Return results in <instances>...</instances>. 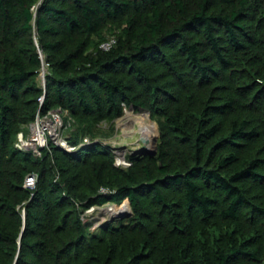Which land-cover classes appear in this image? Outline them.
I'll use <instances>...</instances> for the list:
<instances>
[{
    "label": "trees",
    "instance_id": "obj_1",
    "mask_svg": "<svg viewBox=\"0 0 264 264\" xmlns=\"http://www.w3.org/2000/svg\"><path fill=\"white\" fill-rule=\"evenodd\" d=\"M57 106L71 145L145 110L156 151L16 148ZM124 199L116 223L81 216ZM0 264H264V0H0Z\"/></svg>",
    "mask_w": 264,
    "mask_h": 264
},
{
    "label": "rangeland",
    "instance_id": "obj_2",
    "mask_svg": "<svg viewBox=\"0 0 264 264\" xmlns=\"http://www.w3.org/2000/svg\"><path fill=\"white\" fill-rule=\"evenodd\" d=\"M141 114L145 117L141 116ZM142 118L146 121V124L152 125L154 139L151 148L156 147L158 136L156 122L149 117L147 111L141 109L134 111L130 107H123L121 114L114 117L110 122L99 121L96 123L93 129L94 135L89 136L88 134H83L78 139V142L82 141L83 138H87L88 142L96 139L94 142H99L102 147L110 152L113 156L115 164L126 167L129 165L128 156L142 155V153L138 151L143 147V145L139 143L140 133L138 132V126ZM75 125L76 124L73 122L70 127L63 129L62 135L66 141L67 138H70L74 134ZM26 130L27 127L25 125L23 126L22 131L25 133ZM88 142H85V144H88ZM124 202L128 205L127 200L124 199L119 204L114 202H105L100 206H91L88 209H85L83 211L84 219L89 222V229L92 230L94 227L103 222L108 221L116 223L118 220L128 217L130 214L129 205L128 212H123L122 214H109L114 208L124 205ZM104 208H106V210H103Z\"/></svg>",
    "mask_w": 264,
    "mask_h": 264
},
{
    "label": "built area",
    "instance_id": "obj_3",
    "mask_svg": "<svg viewBox=\"0 0 264 264\" xmlns=\"http://www.w3.org/2000/svg\"><path fill=\"white\" fill-rule=\"evenodd\" d=\"M113 42L112 38L103 41L99 44L102 49H107L109 45ZM40 58V70H39V80L42 93L37 97L38 104L41 105L44 99L45 92V71L47 67V62L43 60L42 54L39 51ZM74 120L69 115L66 109L60 107H51L46 109L44 112L37 110L34 118L26 124L27 130L24 133L19 130L16 133V139L14 145L18 149L29 150L33 156H40L41 150L47 147L48 143H52L58 147L64 148L66 150H72L85 142H88L87 138H83L82 141L76 145L69 144L62 131L65 128L70 127ZM96 139L89 141L88 143L94 142ZM115 164V162H114ZM117 165V164H115ZM36 180V173L29 172L24 177L23 186L27 188H33ZM84 213H81L83 216Z\"/></svg>",
    "mask_w": 264,
    "mask_h": 264
},
{
    "label": "bare ground",
    "instance_id": "obj_4",
    "mask_svg": "<svg viewBox=\"0 0 264 264\" xmlns=\"http://www.w3.org/2000/svg\"><path fill=\"white\" fill-rule=\"evenodd\" d=\"M141 116H144V115L141 114ZM138 132L140 133L139 143H141L143 145V147L147 150L152 149L151 147H152L153 139H154V131L152 129V125L146 124V121L143 120V118H142V120L138 126ZM103 210H106V208H104ZM128 210H129L128 205L126 202H124V205L116 207L111 211L109 210L110 211L109 214H116V213L122 214L123 212H128Z\"/></svg>",
    "mask_w": 264,
    "mask_h": 264
},
{
    "label": "water",
    "instance_id": "obj_5",
    "mask_svg": "<svg viewBox=\"0 0 264 264\" xmlns=\"http://www.w3.org/2000/svg\"><path fill=\"white\" fill-rule=\"evenodd\" d=\"M138 151L141 152L142 155H143V154H154L155 151H156V147H153V148L150 149V150H147V149H145L144 147H142V148H140ZM22 230H23V229H22ZM22 230H21V232H20V236H21V234H22Z\"/></svg>",
    "mask_w": 264,
    "mask_h": 264
}]
</instances>
